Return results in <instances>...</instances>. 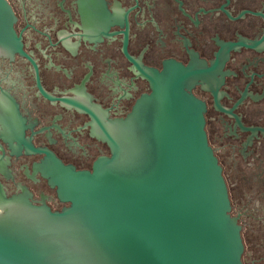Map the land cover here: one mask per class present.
Here are the masks:
<instances>
[{"label":"water","instance_id":"1","mask_svg":"<svg viewBox=\"0 0 264 264\" xmlns=\"http://www.w3.org/2000/svg\"><path fill=\"white\" fill-rule=\"evenodd\" d=\"M82 3L85 27L63 37L76 51L83 36L107 42L117 33L129 59L152 82V93L112 121L85 90L47 96L92 112L93 136L111 149L92 171L34 149L26 136L35 121L18 118L12 95L0 94L1 136L15 154L25 145L50 156L38 172L69 203L53 211L36 205L23 186L9 197L0 189V264H242L240 227L206 139L205 106L188 84L216 90L231 51L261 50L263 41L237 34L238 42H224L216 35L211 38L220 47L209 67L188 49L185 67L168 58L162 67L143 68L148 50L136 58L127 32L108 31L125 17L117 4L108 9L102 0ZM16 21L8 1L0 0V56L10 60L22 53Z\"/></svg>","mask_w":264,"mask_h":264},{"label":"flooded vegetation","instance_id":"2","mask_svg":"<svg viewBox=\"0 0 264 264\" xmlns=\"http://www.w3.org/2000/svg\"><path fill=\"white\" fill-rule=\"evenodd\" d=\"M7 1L22 53L13 60L0 56V94L12 95L18 118L35 121L26 136L34 149L51 151L76 170L92 171L111 155L110 146L93 136L92 112L47 96L85 90L112 121L150 95L152 82L129 59L127 43L117 33L107 42L83 36L73 49L62 34L85 27L82 0ZM102 1L108 9L116 3L125 14L108 31L127 32L136 58L148 50L143 68L162 67L168 58L185 67L188 49L209 67L208 59H215L220 47L216 35L224 42H238L240 34L264 44V0ZM220 73L216 90L192 83L189 92L205 106L206 139L221 168L229 213L240 227L241 262L264 264V48L231 51ZM49 158L25 145L15 154L0 134V189L9 197L25 187L36 205L53 211L68 206L38 172Z\"/></svg>","mask_w":264,"mask_h":264}]
</instances>
